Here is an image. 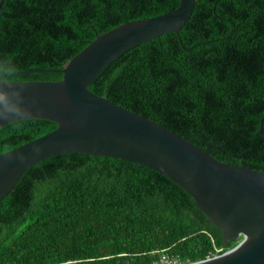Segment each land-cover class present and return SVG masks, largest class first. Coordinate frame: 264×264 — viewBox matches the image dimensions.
<instances>
[{
    "label": "trees",
    "instance_id": "16d2710c",
    "mask_svg": "<svg viewBox=\"0 0 264 264\" xmlns=\"http://www.w3.org/2000/svg\"><path fill=\"white\" fill-rule=\"evenodd\" d=\"M179 0H2L0 80L57 81L98 34L167 13ZM25 70H33L19 74ZM217 160L264 172V0H196L177 32L135 46L88 86ZM56 123L0 126V153ZM220 230L162 174L70 152L27 168L0 201V264L189 263L220 254Z\"/></svg>",
    "mask_w": 264,
    "mask_h": 264
},
{
    "label": "water",
    "instance_id": "95a60500",
    "mask_svg": "<svg viewBox=\"0 0 264 264\" xmlns=\"http://www.w3.org/2000/svg\"><path fill=\"white\" fill-rule=\"evenodd\" d=\"M195 1L179 0L167 13L128 20L98 34L61 69H34L60 72L57 81L0 80V126L24 118L56 123L51 131L0 153V201L27 168L44 158L70 152L119 158L152 169L186 191L220 230L223 245L239 238L220 254L185 264H264V172L225 164L87 89L129 49L177 32ZM259 133L264 135L261 125Z\"/></svg>",
    "mask_w": 264,
    "mask_h": 264
},
{
    "label": "built area",
    "instance_id": "2783aa9c",
    "mask_svg": "<svg viewBox=\"0 0 264 264\" xmlns=\"http://www.w3.org/2000/svg\"><path fill=\"white\" fill-rule=\"evenodd\" d=\"M213 255H215V254H212V255H208V256H206V258H209V257H211V256H213ZM154 264H183V263H181L177 258H175V257H170V256H168V255H166V254H164V255H162L161 257H160V259L158 260V261H156Z\"/></svg>",
    "mask_w": 264,
    "mask_h": 264
},
{
    "label": "clouds",
    "instance_id": "9594fccd",
    "mask_svg": "<svg viewBox=\"0 0 264 264\" xmlns=\"http://www.w3.org/2000/svg\"><path fill=\"white\" fill-rule=\"evenodd\" d=\"M185 264V263H184Z\"/></svg>",
    "mask_w": 264,
    "mask_h": 264
}]
</instances>
